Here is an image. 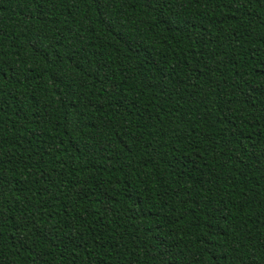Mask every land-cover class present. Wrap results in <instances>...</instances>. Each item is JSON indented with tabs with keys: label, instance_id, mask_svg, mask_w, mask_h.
Listing matches in <instances>:
<instances>
[{
	"label": "trees",
	"instance_id": "1",
	"mask_svg": "<svg viewBox=\"0 0 264 264\" xmlns=\"http://www.w3.org/2000/svg\"><path fill=\"white\" fill-rule=\"evenodd\" d=\"M0 264H264V0H0Z\"/></svg>",
	"mask_w": 264,
	"mask_h": 264
}]
</instances>
